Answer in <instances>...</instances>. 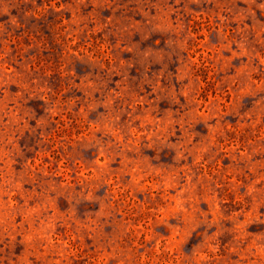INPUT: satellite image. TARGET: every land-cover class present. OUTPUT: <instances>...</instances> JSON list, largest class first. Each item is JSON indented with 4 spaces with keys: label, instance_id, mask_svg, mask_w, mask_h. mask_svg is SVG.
Wrapping results in <instances>:
<instances>
[{
    "label": "clouds",
    "instance_id": "9594fccd",
    "mask_svg": "<svg viewBox=\"0 0 264 264\" xmlns=\"http://www.w3.org/2000/svg\"><path fill=\"white\" fill-rule=\"evenodd\" d=\"M0 18V264H264V0H0Z\"/></svg>",
    "mask_w": 264,
    "mask_h": 264
},
{
    "label": "rangeland",
    "instance_id": "374dc122",
    "mask_svg": "<svg viewBox=\"0 0 264 264\" xmlns=\"http://www.w3.org/2000/svg\"><path fill=\"white\" fill-rule=\"evenodd\" d=\"M59 7V5H57ZM16 13L13 12L12 15H15ZM2 19V18H0ZM205 29H203L201 22L199 20H194L192 21V36L193 40L191 42V47L189 48L188 54L191 55L193 64L196 66L200 65V61L203 59L202 51H201V46L205 40V35H204ZM45 44H48L49 47L44 51L41 52L40 56L42 60H47V61H55L58 59L59 56V46L58 44L55 43V38L54 36H48L41 32V37H40ZM209 40L214 42L215 37L210 36ZM197 74L200 76L201 80L204 81L203 88L204 92L202 93V99L204 100H211L214 96L217 95L216 88H217V83L211 78V73L207 72L204 67H198L197 69ZM230 98L226 99L224 101L225 104L228 103V100ZM241 105L243 106V101H241ZM23 141H21V146H23ZM30 144L32 142H29ZM33 155H35L37 158L34 160V164L37 167H43L44 169H48L49 167L53 168H62L63 167V161L60 159L59 156H57L53 151L49 150L47 155L40 157V150L39 147L33 148L32 153H28V158L32 159ZM59 161V163H57ZM229 161L227 159L221 161V165L226 167ZM60 179H68L71 181L72 177L71 174H68L67 176L64 177H59ZM27 187V186H26ZM15 198V194H12V199ZM4 199H9L8 197H4ZM62 205H66L65 201H61ZM219 207V205L217 206ZM224 207L229 209V210H239L235 207V205L232 203L231 198L228 199ZM88 210L91 211V207L85 203V205L81 206V210ZM63 210V209H62ZM261 213H264V208L260 209ZM227 214V213H226ZM19 219V218H18ZM253 228L256 229L257 231L264 230V226L261 225H253ZM141 240L144 239V237H140ZM67 243V241H65ZM74 264H84L83 260H77L74 262Z\"/></svg>",
    "mask_w": 264,
    "mask_h": 264
}]
</instances>
